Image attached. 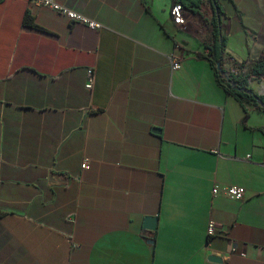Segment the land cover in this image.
<instances>
[{
  "label": "crops",
  "instance_id": "1",
  "mask_svg": "<svg viewBox=\"0 0 264 264\" xmlns=\"http://www.w3.org/2000/svg\"><path fill=\"white\" fill-rule=\"evenodd\" d=\"M57 2L102 28L0 0V264H264V106L219 82L211 2L184 24L172 0ZM219 2L224 68L245 76L264 0Z\"/></svg>",
  "mask_w": 264,
  "mask_h": 264
},
{
  "label": "built area",
  "instance_id": "2",
  "mask_svg": "<svg viewBox=\"0 0 264 264\" xmlns=\"http://www.w3.org/2000/svg\"><path fill=\"white\" fill-rule=\"evenodd\" d=\"M32 1L35 5L41 6V7H48L51 8L55 11L61 12L64 15H66L73 23L80 22L83 24L88 25L90 28L93 29H100L102 28V25L97 22L96 20H93L85 15H83L80 12H77L73 9H70L63 4H60L57 2V0H30ZM184 8L181 4H175L172 6L171 13L172 16L177 24H184L185 23V17H184ZM181 48L179 45H176V49ZM206 54H210V50L207 47V52ZM182 55L178 53H173L170 55V62L172 65V69H179L182 65ZM227 64L230 66L229 69L227 70L230 74H234L236 72L237 67V61L234 57H229L227 58ZM224 66V64H223ZM261 95H264V79L261 80ZM96 84V72L94 68H90L87 70V80H86V88L90 91H93L95 88ZM248 158L250 155L247 156ZM262 165L264 166V162H262ZM83 169L89 168V162L88 159H86L83 164H82ZM245 187L242 185H236V184H231V185H225V186H220L218 184H214L212 187V195L217 196L221 193L227 195L229 198L234 199V200H242L245 196ZM216 226H215V221L210 220L208 223V234L209 235H214L216 233Z\"/></svg>",
  "mask_w": 264,
  "mask_h": 264
},
{
  "label": "trees",
  "instance_id": "3",
  "mask_svg": "<svg viewBox=\"0 0 264 264\" xmlns=\"http://www.w3.org/2000/svg\"><path fill=\"white\" fill-rule=\"evenodd\" d=\"M211 6L214 12L211 23L213 25V35L214 40L212 45H209L210 54L207 57L211 60L215 67L216 74L220 83H222L227 90L235 94L239 99L247 98L256 102L254 98V93H249L240 88H247L249 80H263L264 79V59L255 62L248 70L245 76H235L230 74V78L227 79L225 75L222 74L221 69L218 64L222 66L225 70L224 64V47L226 43L225 36L221 32V18L223 15V9L219 0H210ZM181 4L184 9L190 10L191 12L197 14L203 18L201 13V8L203 5V0H172V5ZM29 22L32 20L29 18ZM205 22H207L205 20ZM237 87V88H236ZM263 98V96L261 95Z\"/></svg>",
  "mask_w": 264,
  "mask_h": 264
},
{
  "label": "water",
  "instance_id": "4",
  "mask_svg": "<svg viewBox=\"0 0 264 264\" xmlns=\"http://www.w3.org/2000/svg\"><path fill=\"white\" fill-rule=\"evenodd\" d=\"M218 67L221 69L222 74L225 75V77L227 79H229L230 73L227 70H224L220 64H218ZM240 89H243L244 91L249 92V93H254L253 96L256 99V101L264 106V99L261 97V95L259 93L254 92L252 89H250L248 87L247 88H240ZM157 222H158L157 216H146L144 218L143 230L155 231L156 227H157ZM209 259L213 260V261L221 262V259L218 257H215V256H210Z\"/></svg>",
  "mask_w": 264,
  "mask_h": 264
},
{
  "label": "rangeland",
  "instance_id": "5",
  "mask_svg": "<svg viewBox=\"0 0 264 264\" xmlns=\"http://www.w3.org/2000/svg\"><path fill=\"white\" fill-rule=\"evenodd\" d=\"M210 5V0H203V6L208 7ZM206 44H210L208 40H206Z\"/></svg>",
  "mask_w": 264,
  "mask_h": 264
}]
</instances>
